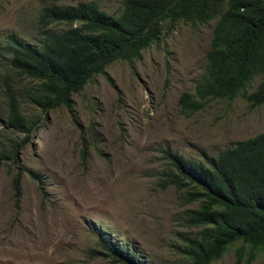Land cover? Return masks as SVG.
Wrapping results in <instances>:
<instances>
[{"label": "rangeland", "instance_id": "1", "mask_svg": "<svg viewBox=\"0 0 264 264\" xmlns=\"http://www.w3.org/2000/svg\"><path fill=\"white\" fill-rule=\"evenodd\" d=\"M50 1L88 0H0V45L10 33L38 43L37 14ZM93 1L109 13L121 9V0ZM215 19L179 20L167 32L163 27V38L143 48L140 58L105 65L113 85L102 73L90 76L71 93L79 125L64 105L42 111L20 98L22 113L35 126L26 138L0 122V146L20 143L17 161L39 172L44 193L23 172L15 206L10 179L16 162H0V264H124L90 251L99 249L98 230L133 247L148 264H188L172 244L181 242L180 232L196 228L183 217L198 201L184 202L180 189L159 186L167 168L162 148L202 160L200 149L216 154L236 139L264 131V102L249 107L240 94L209 99L192 112L179 109L178 95L193 92L203 70ZM66 26L48 25L55 32ZM6 66L0 55V77L8 76L20 97L35 80ZM262 77L253 75L245 90H253ZM3 88L0 80V113ZM239 245L231 241L208 264H243L245 255L235 260ZM249 264H264V252L257 251Z\"/></svg>", "mask_w": 264, "mask_h": 264}, {"label": "trees", "instance_id": "2", "mask_svg": "<svg viewBox=\"0 0 264 264\" xmlns=\"http://www.w3.org/2000/svg\"><path fill=\"white\" fill-rule=\"evenodd\" d=\"M214 17L203 70L193 92L178 95L179 109L196 111L209 99H231L236 94L249 107L264 102V77L253 90H245L253 75L264 74V0H121L117 14L100 9L93 0L50 1L37 14L38 43L10 33L0 45L6 69L35 80L19 97L8 76L0 77L5 102L0 122L24 132L27 138L35 123L22 113V98L42 111L64 105L73 123L79 125L71 93L90 76L102 73L113 85L106 64L140 58L143 48L163 38V27L167 32L179 20L202 24ZM51 22L67 26L55 32L48 27ZM19 144L12 140L0 146V162H16L10 179L15 206L22 194L23 172L44 193L39 172L17 161ZM199 153L202 160L162 148L167 168L159 186L173 185L182 191L184 202L198 201L183 217L185 225L196 228L180 232L181 242L172 245L188 264H208L228 243L239 240L235 260L239 262L245 255L243 264H249L257 251L264 252V131L236 139L216 154L203 149ZM97 232L99 249L90 248L93 254L124 264H148L133 247L112 240L102 230Z\"/></svg>", "mask_w": 264, "mask_h": 264}]
</instances>
